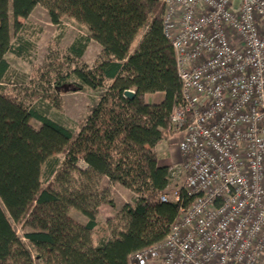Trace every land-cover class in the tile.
<instances>
[{
	"label": "trees",
	"instance_id": "1",
	"mask_svg": "<svg viewBox=\"0 0 264 264\" xmlns=\"http://www.w3.org/2000/svg\"><path fill=\"white\" fill-rule=\"evenodd\" d=\"M36 6L56 27L69 19L86 29L67 48L66 61L80 59L90 41L102 48L93 67L68 72L76 83H65L60 66L39 76L46 94L50 88L62 94L64 87L103 92L75 137L46 115L51 106L60 108L56 98L46 104L33 85L36 100L28 104L5 93L4 57L26 52L19 19ZM163 9L162 0H0V264H128L133 253L166 237L178 207L160 202L170 191L172 168L158 165L155 148L170 136L181 85L162 32ZM158 93L164 95L159 105L145 103V95ZM103 178L135 198L117 215L121 227L108 221V237L94 242L98 208H115L99 189ZM188 203L184 197L183 206ZM70 210L87 223L74 222Z\"/></svg>",
	"mask_w": 264,
	"mask_h": 264
},
{
	"label": "built area",
	"instance_id": "2",
	"mask_svg": "<svg viewBox=\"0 0 264 264\" xmlns=\"http://www.w3.org/2000/svg\"><path fill=\"white\" fill-rule=\"evenodd\" d=\"M180 81L169 134L178 212L128 264H260L264 256V0H162ZM189 203L183 206V198Z\"/></svg>",
	"mask_w": 264,
	"mask_h": 264
},
{
	"label": "rangeland",
	"instance_id": "3",
	"mask_svg": "<svg viewBox=\"0 0 264 264\" xmlns=\"http://www.w3.org/2000/svg\"><path fill=\"white\" fill-rule=\"evenodd\" d=\"M28 21L25 23H31L32 25L18 34V37H21L18 39H21L25 43L26 52L20 59L10 54L5 56L9 65V80L8 84L4 86L5 93L28 104L36 100V97L32 96V92L29 90V86L33 85L38 91L36 92L37 95L44 99L46 104L50 103L51 97V101L56 98L60 101V108L55 109L51 106L46 115L52 121L68 129L73 137H75L89 111L103 92H92L85 87L81 91L72 92L71 87H64L62 94L54 93L52 88L46 94L45 91L48 90V87L45 84V79H41L39 76L42 75V70L45 71L49 65L60 66L62 74L65 77V83L69 85L76 83L73 77L67 76L68 72L74 67L83 64L93 67L95 61L98 59L97 48L91 44L80 59L66 61L68 58L66 54L67 48L77 36H87L86 29L69 19H63L61 27L52 26L46 11L41 7L35 8L34 12L29 16ZM16 39V36L13 34L12 40L15 42ZM51 77L54 76L51 75ZM31 81H33V84ZM48 97L50 98L48 99ZM30 125L35 129L39 128V124L34 120L30 122ZM171 137L169 136L168 139ZM166 141L157 146L155 151L159 158L165 155L161 164H168L172 169H177L182 162V157L176 147L177 140H171L168 144ZM169 148L171 149V154L167 153ZM182 181L181 176L171 180L170 191L180 190L183 184ZM99 189L109 192L115 208L111 210L107 209L106 212L104 208L100 212L98 211L96 217L97 226L92 233L94 242L105 238V235L108 233V221H112L113 225L121 227L122 224L116 220L117 215L124 205H132L135 198L134 194L124 191V188L121 186L112 189V185H108L105 178L101 180ZM109 217L114 218L109 219ZM16 230L17 235L22 237V228L19 226ZM34 264L41 263L34 261ZM260 264H263L262 260H260Z\"/></svg>",
	"mask_w": 264,
	"mask_h": 264
},
{
	"label": "crops",
	"instance_id": "4",
	"mask_svg": "<svg viewBox=\"0 0 264 264\" xmlns=\"http://www.w3.org/2000/svg\"><path fill=\"white\" fill-rule=\"evenodd\" d=\"M37 7H40V6H36L35 8H37ZM35 8H34V10H35ZM34 10L32 11V13L34 12ZM31 13V14H32ZM31 14L29 15V16H31ZM29 18V17H28ZM28 18L26 19V20H22V19H19V22L21 23V25H22V27H24V29L25 28H28V26L30 27L32 24L30 23H25V22H27L28 21ZM24 23H23V22ZM29 22V21H28ZM24 24H26V25H24ZM52 25V24H51ZM27 26V27H26ZM52 26H54V25H52ZM91 44H93L94 46H96V48H97V56L99 57L100 56V54H101V52H102V48L97 44V43H95V42H93V41H90L89 43H88V45H87V47H86V49H85V51H84V53L86 52V50L91 46ZM11 56H13L12 54H10ZM84 55V54H83ZM16 58H21V57H16ZM4 59H5V57H4ZM6 60V59H5ZM163 99H164V95L163 94H160V93H158V94H147V95H145L144 96V101H145V103L146 104H148V105H159L162 101H163ZM171 140H177L176 141V147H177V150H178V152H179V149H178V143H179V141H180V137H171V138H169L167 141H166V143L168 144V143H170L171 142ZM161 144H163V142L162 143H160L159 145H161ZM158 145V146H159ZM166 152V151H165ZM167 153H169V154H171V149L169 148L168 150H167ZM165 154V153H164ZM180 154V153H179ZM164 158H165V155L163 156V157H161V158H159V156H158V165L159 166H169L168 164H161V162L164 160ZM107 184L108 185H110L109 183H108V181H107ZM116 187H119L118 185H112V189H114V188H116ZM124 191H126V192H129L130 193V191H128V190H126V189H123ZM132 194V193H131ZM104 208V210H105V212L107 211V209H109V210H111L112 208H110V207H108V206H106V205H103V206H100L99 208H98V211L100 212L101 211V209H103ZM112 216V215H111ZM114 216V215H113ZM69 217L74 221V222H76V223H78V224H80V225H85L86 223H87V219L84 217V216H82L80 213H78L77 211H75V210H70V212H69ZM110 218H114V217H109V219ZM96 223H97V221H96ZM97 226V225H96ZM108 237V233L105 235V238H107ZM104 238V239H105ZM99 240H101V239H99ZM98 241V240H97ZM262 262H263V264H264V256H263V258H262Z\"/></svg>",
	"mask_w": 264,
	"mask_h": 264
},
{
	"label": "water",
	"instance_id": "5",
	"mask_svg": "<svg viewBox=\"0 0 264 264\" xmlns=\"http://www.w3.org/2000/svg\"><path fill=\"white\" fill-rule=\"evenodd\" d=\"M124 96H125L126 98L132 99L133 96H134V94H133L132 92H130V91H127V92L124 93Z\"/></svg>",
	"mask_w": 264,
	"mask_h": 264
}]
</instances>
